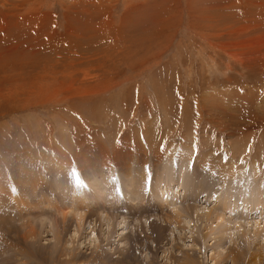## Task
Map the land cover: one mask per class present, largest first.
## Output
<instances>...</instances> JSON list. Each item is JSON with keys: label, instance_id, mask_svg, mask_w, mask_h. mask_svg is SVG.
Instances as JSON below:
<instances>
[{"label": "rangeland", "instance_id": "rangeland-1", "mask_svg": "<svg viewBox=\"0 0 264 264\" xmlns=\"http://www.w3.org/2000/svg\"><path fill=\"white\" fill-rule=\"evenodd\" d=\"M144 159L150 172L160 160L188 162L216 180L214 194L191 205L175 184H153L168 209L112 213L94 203L83 228L48 212L63 208L77 176L87 187L92 167L112 178L116 197L115 173ZM232 179L264 184V0H0V264H170L182 253L232 264L218 252L241 241L235 223L221 242L216 220H162L180 204L203 212L221 208L225 191L240 197ZM250 213L233 218L251 221L239 227L246 234L264 208ZM40 215L56 217L54 226L40 228ZM195 225L205 235L213 228L212 246L195 242ZM52 241L66 248L56 257L47 254Z\"/></svg>", "mask_w": 264, "mask_h": 264}, {"label": "bare ground", "instance_id": "bare-ground-1", "mask_svg": "<svg viewBox=\"0 0 264 264\" xmlns=\"http://www.w3.org/2000/svg\"><path fill=\"white\" fill-rule=\"evenodd\" d=\"M120 162H123V160H120ZM142 162H143V164H139L138 160L137 161H135V160L129 161L125 164L126 167L123 169V171L120 170L119 173L114 172L120 178V181H119V179H117V178L116 179L119 181L122 191H125L124 194L126 195V197H128L127 204L131 205L130 208L134 207L135 206L134 204H136L137 206L140 205V208H144L145 206L147 207V205H153V206H156L157 208L162 207V209H163V208H165V205L167 206V204H169L170 200H167L168 197L166 194H164V192H162V193L159 192L161 200L158 202L157 195L152 192V185L153 184H155L157 186H160V185L162 186L163 183H165V185L167 187H169L170 184H175L176 188L179 187L180 190L181 189L183 190V193H181V192L180 193L182 196L186 197L185 202L188 200L186 204H191L190 200L193 201V203H194V201L196 200L195 198L199 195L200 192H203V195L205 194V197H206L205 200H208L209 198H211V196H210L211 192H212V194H214V190L212 189L213 185L211 183H212V181L214 182L216 180L210 176L209 177L204 176V175L198 176L197 170L195 171V167L190 166V164L188 162L186 163V162H182V161H179L176 159H171L169 161L160 160L159 164L161 165V167L159 166L158 171L153 172L151 170V172H153V173L146 170L147 168L145 165L149 161L144 159L143 161H141V163ZM151 164H153V163H151ZM106 165H108V164H106ZM149 166H148V168H149ZM94 168L95 167L91 168L93 174L90 177L82 176L86 182L87 188H85V184L82 183L81 181H79V182L75 181L74 185H72L71 188L67 187V191L65 193L66 194V196H65L66 201L61 200V203H62L61 205H64L65 207L63 206V208H62V206L60 205L61 208H57V206H56L55 208L51 209V205L48 204V212L49 213L54 212L55 216H59L61 219V222L66 224V225L69 223V221H73L80 228H83L84 227L83 226V220L87 216L86 212L89 211V207H87V206H95L94 203H97V204L102 203L103 206L104 205H106V206L110 205V206H108L109 208L108 207L107 208L112 210V213L117 211L116 207L120 204V201L117 199V197H113V195H112L113 185L109 182V180L107 181L105 179H101L105 171H103L102 169H94ZM32 170L34 171V169H32ZM94 171H96L97 173ZM67 173L68 172L58 173V178L56 180L54 179L55 180L54 183H56V181L59 180V177H63ZM111 175H113V174L109 173L108 177H110ZM124 175H125V179H124ZM226 177L228 179H230L233 176H226ZM217 178L219 179L220 177H217ZM237 180L238 179H234V181H233V179H232V183H235V181L237 182ZM239 180H241V179H239ZM63 182L59 183V185H58V188H60L58 191L59 193H62L63 189L65 188V184ZM235 184H240L239 188L241 190H244V191L246 190V192L250 191L251 193H248L245 196H243V192H244L243 191L239 197L238 195H236V192L234 190H233V192H229V193H227L225 191L222 194V197L218 196V200H220V202L223 203L221 208H215V205H214V207H212L213 208L212 210L206 209V211H203V212H201V210H198V208L196 209L194 206L183 208L184 205L181 207V204H180V206H174V207L170 208L171 214L163 216L162 220L163 221L171 220V225L178 223L181 220L185 223L187 221H185L183 219H185L187 217H190L193 220H198V218L200 219V217H202L205 220V225H209L210 221L216 220L217 226L214 228V230L217 231L216 232V234H217L216 238L218 237V240H220V238H222V237H225V239H226V236L228 234H233V232L228 233V231L231 229V224L233 222L236 225H238V227H236L235 234H239L241 241H239V243H237L235 245L232 244L233 247L230 246L228 248V250H226V251H223V252L219 251L218 252L219 257L221 259L227 258L226 260H230V262L232 264H263L264 263V250H263V248H261V246H257V245H260L258 242L259 239L260 240L264 239V217L261 216V219L259 218V220H256L255 222H253L254 223V228L252 229L253 232H248V234H246L245 231L243 230L246 227H244L243 229H240L239 227L245 226V224L248 223V221H249L248 218L251 217L252 213H250V212L252 211V209L258 210V209L264 208V184L263 185L260 184L259 181L256 184H252L251 181H243V180L241 182L238 181V183H235ZM229 185H230V183H229ZM144 188H146L147 190H145ZM231 188L232 187H230L228 190L230 191ZM239 188H236V191ZM161 189H162V187L160 188V190ZM148 192H149V194L147 196L146 193H148ZM260 192H261V195H260ZM233 194H235V195H233ZM229 195L237 196V198L235 200L232 199L234 201V203L228 202V199L230 200ZM53 196H56L58 198L60 197V196L54 195V192H53ZM178 197H179V194H178ZM178 197H177V199H178ZM60 198H63V197H60ZM122 200H124V199H122ZM121 205H122V207H124V203H122ZM25 206L26 205L24 204V206H22V208ZM106 206H104V207H106ZM168 207L169 206H167V209H168ZM243 208L248 209V211L246 209L244 211ZM39 210H41V209H39ZM85 210H87V211H85ZM183 211H185V213ZM48 212H47V214H48ZM97 212L99 213L100 211H97ZM228 212L229 213L231 212V215H229V216L224 215V214H227ZM89 213H91V212L89 211ZM233 215H236V216H233ZM237 216L241 220L247 219L248 221L245 220V222L244 221L243 222H240V221L236 222V221H234L235 219H233V218H235ZM96 217H98V216H96ZM141 217H142V215H141ZM37 218H35V220ZM101 218H103V217H101ZM37 220L39 222V223L38 222L37 223H38L40 228L45 227L46 229H51L55 224L56 217L51 218V217H45V216L40 215ZM103 220L105 221L104 218H103ZM138 221H139V223L141 221V222H143V224H145V223H147L148 218L144 217L143 220H138ZM200 221H202V220H200ZM250 222L247 224V226H249V228H250V225H249ZM171 225H169V226L172 227ZM153 226L155 229L158 226H159L158 229H160V230L163 229L162 227H160V225H158V223L156 225H153ZM169 226H168L167 230L169 229ZM42 229H44V228H42ZM183 229H185V227ZM207 229H209V228H207ZM214 230H213V228H210L207 235H205L206 232L205 233L203 232V234H202V232L199 233L198 231H202V229L198 230V226L195 225V228L192 231V236H194V240L198 245L204 244V245L200 246L202 249H204L207 245L212 246V244H210V243L214 239L213 238L215 235ZM29 233H31L33 236H36V234L32 228H29V230L26 232V236H31ZM204 235L206 236V238L204 237ZM170 236H171V233H169V237ZM30 238H32V237H30ZM157 239H158L157 240V247H160L161 246L160 242L162 241L161 237H158ZM220 241H218L217 243H220ZM223 241L224 240L222 238L221 242H223ZM52 242L54 244L49 247V249L47 250L48 253L46 252L47 254H49L50 257H53V256L56 257V256L60 255V253L62 252L63 249L64 250L66 249L65 247H63V249H61V247L58 245L59 244L58 242H54V241H52ZM162 242H164V241H162ZM233 243H235V242H233ZM33 244L34 243H31V245L28 247V249L32 253L36 251V246ZM42 244H46V243H42ZM263 246H264V244H263ZM218 247H220V246L218 245L215 248L218 249ZM2 249H4V248H2ZM8 251H10V250L8 249ZM41 251H43V250L41 249ZM183 260H186V262H189L190 264H197L196 261L192 257L186 256V255H184V253L179 255L176 259H173L171 261V263L183 264L185 262Z\"/></svg>", "mask_w": 264, "mask_h": 264}, {"label": "snow or ice", "instance_id": "snow-or-ice-1", "mask_svg": "<svg viewBox=\"0 0 264 264\" xmlns=\"http://www.w3.org/2000/svg\"><path fill=\"white\" fill-rule=\"evenodd\" d=\"M77 182H79V177L77 176Z\"/></svg>", "mask_w": 264, "mask_h": 264}]
</instances>
